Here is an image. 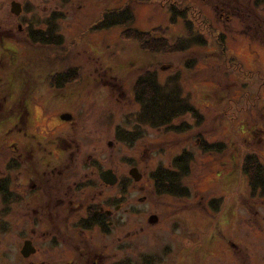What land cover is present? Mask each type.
Masks as SVG:
<instances>
[{"label":"rangeland","instance_id":"374dc122","mask_svg":"<svg viewBox=\"0 0 264 264\" xmlns=\"http://www.w3.org/2000/svg\"><path fill=\"white\" fill-rule=\"evenodd\" d=\"M14 2L22 7L19 16ZM180 2L191 7L206 47L150 54L123 36L127 29L157 28L170 39L183 36L182 21L170 24V5ZM121 10L132 12L130 27L95 28L106 13ZM53 17L61 42H32L29 31H47ZM70 69L77 78L54 86L52 78ZM145 70L161 83L179 75L201 124L186 116L167 129L136 127L134 85ZM63 114L74 124L57 122ZM18 115L24 118L9 121ZM182 123L187 129L180 132ZM138 128L142 137L132 143L118 136ZM199 138L225 149L203 153ZM44 140L72 145L67 159L76 163V181L94 167L118 177L116 185H104V209L121 206L97 250L104 264H264V196L253 195L242 172L254 151L264 165V0H0V176L7 145L48 146ZM183 152L194 158L184 181L188 197L157 195L151 174ZM133 168L142 175L138 182ZM19 207L7 215L0 198V264H22ZM51 235L41 247L43 262L67 264L72 256L54 250Z\"/></svg>","mask_w":264,"mask_h":264},{"label":"flooded vegetation","instance_id":"af4514ba","mask_svg":"<svg viewBox=\"0 0 264 264\" xmlns=\"http://www.w3.org/2000/svg\"><path fill=\"white\" fill-rule=\"evenodd\" d=\"M9 118L12 121L24 117ZM72 120L67 114L57 117V122H69V126L74 124ZM13 140V136L7 138L9 143ZM44 141L49 145L41 141L36 142L39 146L28 145L26 141L27 145L6 147L0 198L5 201L7 215H14L15 208L20 206L17 215L22 218L21 231L25 238L19 259L22 264H46L41 247L46 245L44 237L52 234L53 242L48 244L54 250L63 248L72 256L67 264H104V253L97 250L104 249V229L114 225V214L121 210L119 205L113 206L114 211L104 209L106 184L101 178L104 168L94 167L90 177L76 181V163L67 159L72 145L58 144V140ZM85 163L90 166L89 161ZM26 244L31 248L27 256L23 254ZM49 250L47 247L46 251Z\"/></svg>","mask_w":264,"mask_h":264},{"label":"trees","instance_id":"16d2710c","mask_svg":"<svg viewBox=\"0 0 264 264\" xmlns=\"http://www.w3.org/2000/svg\"><path fill=\"white\" fill-rule=\"evenodd\" d=\"M69 3L72 0H61ZM190 6L171 4L170 24L175 25L182 21L185 27V34L175 39H170L167 29L157 28L152 32H140L133 29L124 31L123 36L127 39L136 40L141 48L150 54L172 55L193 50L195 47H206L207 39L202 36L199 29L190 20ZM55 17L47 21L48 30H30L29 38L32 42L40 45H55L61 42V37L56 31ZM60 20V19H59ZM57 20V21H59ZM134 16L130 10L108 12L102 21L95 26L99 30H108L114 27H130ZM77 78L75 70H68L66 73L52 78L54 86L63 87ZM134 100L139 106V112L135 118L136 127L147 126L155 129H167L175 121L186 116H192L197 124H201L202 117L195 105L184 97L180 76L170 77L166 82L161 83L156 72L145 70L137 78L134 85ZM182 132L187 125L182 123L178 128ZM119 132V131H118ZM122 134V135H119ZM140 128L133 132L122 131L118 133L120 139L134 142L142 137ZM122 136V137H121ZM199 149L203 153H221L225 146L222 143H210L199 138ZM193 155L183 152L175 157L170 167H159L151 174L154 183L155 193L159 196L170 195L176 198H186L189 195V188L184 184L186 178L191 174ZM242 172L247 176L249 187L253 195L264 196V165L259 160L255 151L245 156Z\"/></svg>","mask_w":264,"mask_h":264},{"label":"water","instance_id":"95a60500","mask_svg":"<svg viewBox=\"0 0 264 264\" xmlns=\"http://www.w3.org/2000/svg\"><path fill=\"white\" fill-rule=\"evenodd\" d=\"M12 13H14L16 16H19L22 13L21 5L18 3H15V2L12 3ZM68 116H70V115H68ZM130 176L137 182L142 179V175L138 172L137 168H133L130 171ZM101 178H102V180H104V183L106 185H109V186H114L118 182V177L113 173L112 170L104 171V173L101 174ZM107 214H110V212H108ZM156 221H157L156 216H153L150 218V223L154 224ZM30 249H31L30 246L28 244H26V246L24 247L23 254L25 256H27L29 254L27 252Z\"/></svg>","mask_w":264,"mask_h":264}]
</instances>
